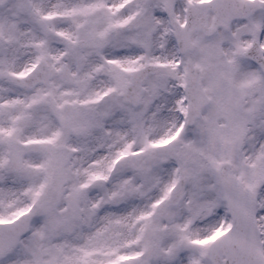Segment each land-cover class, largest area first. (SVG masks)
<instances>
[{
    "label": "snow or ice",
    "instance_id": "6c2138e0",
    "mask_svg": "<svg viewBox=\"0 0 264 264\" xmlns=\"http://www.w3.org/2000/svg\"><path fill=\"white\" fill-rule=\"evenodd\" d=\"M0 264H264V0H0Z\"/></svg>",
    "mask_w": 264,
    "mask_h": 264
}]
</instances>
